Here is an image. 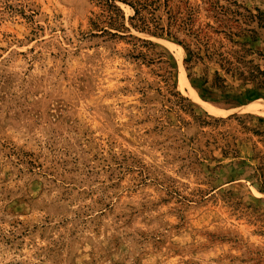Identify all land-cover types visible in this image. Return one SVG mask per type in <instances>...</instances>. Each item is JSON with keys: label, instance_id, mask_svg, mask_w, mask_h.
Here are the masks:
<instances>
[{"label": "rangeland", "instance_id": "374dc122", "mask_svg": "<svg viewBox=\"0 0 264 264\" xmlns=\"http://www.w3.org/2000/svg\"><path fill=\"white\" fill-rule=\"evenodd\" d=\"M146 1L0 0V264H264V0Z\"/></svg>", "mask_w": 264, "mask_h": 264}, {"label": "trees", "instance_id": "16d2710c", "mask_svg": "<svg viewBox=\"0 0 264 264\" xmlns=\"http://www.w3.org/2000/svg\"><path fill=\"white\" fill-rule=\"evenodd\" d=\"M118 2H122L131 6L134 9V14L126 19V15ZM97 3L101 6H104L108 11V15L105 19L106 21H104L107 23L106 27H108V29H106V27L99 28V30L102 32H108L113 36H119V32L130 33V37L137 38L131 33V28H133L140 32H149L155 36H163L164 34H166L167 36L173 37L177 40V37H175V35H172L171 33L170 24L168 25L169 28H165L160 24L151 25V22L142 14L141 10L146 9L148 6L146 0L145 2H142V0H97ZM92 24L96 28L99 27V23L97 20L93 21ZM179 43L182 44V41H179ZM186 49L189 52L190 56L188 59H185V62L187 64L193 63L196 60L203 59V57L199 55L198 52H194L188 47H186ZM205 56L209 57L208 53H206ZM259 71L264 74V71H261V69ZM253 92L254 93H252V91H248V96L253 94L259 95L261 92H264V84H258L257 86H255ZM239 100L243 102V99Z\"/></svg>", "mask_w": 264, "mask_h": 264}, {"label": "bare ground", "instance_id": "6f19581e", "mask_svg": "<svg viewBox=\"0 0 264 264\" xmlns=\"http://www.w3.org/2000/svg\"><path fill=\"white\" fill-rule=\"evenodd\" d=\"M264 104H251L248 109L251 111H256L258 109H260L261 107H263ZM258 112V111H257ZM261 112V111H260Z\"/></svg>", "mask_w": 264, "mask_h": 264}]
</instances>
